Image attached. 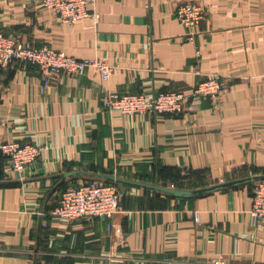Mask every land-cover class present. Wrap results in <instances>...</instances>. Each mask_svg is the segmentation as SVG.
I'll return each mask as SVG.
<instances>
[{"label":"crops","instance_id":"crops-1","mask_svg":"<svg viewBox=\"0 0 264 264\" xmlns=\"http://www.w3.org/2000/svg\"><path fill=\"white\" fill-rule=\"evenodd\" d=\"M186 1L96 0L98 22H73L0 0L19 43L114 65L108 80L87 67L45 88L38 66L0 65V145L42 147L22 172L0 155V264H264L249 215L264 175V0H194L208 13L192 40L176 16ZM214 73L218 100L189 97L182 115L104 107L114 92L190 93ZM98 180L122 185L111 227L51 214L63 189Z\"/></svg>","mask_w":264,"mask_h":264},{"label":"built area","instance_id":"built-area-1","mask_svg":"<svg viewBox=\"0 0 264 264\" xmlns=\"http://www.w3.org/2000/svg\"><path fill=\"white\" fill-rule=\"evenodd\" d=\"M96 0H39L61 19L73 22L92 18L100 20V15L89 8ZM208 8L199 1H186L176 9L179 21L190 29L189 38L195 34L194 28L206 18ZM13 62L34 64L39 67L43 86L49 87L54 81H60L64 76L81 72L87 67H95L104 79L108 80L114 70V65L105 59L97 57L78 58L57 50L49 44L34 46L22 44L0 26V65ZM225 83L217 73L210 74L198 81L192 92L178 90L151 93H110L105 99V109L118 111L125 115L137 113H152L154 115H182L185 103L189 97L204 96L217 101L224 91ZM0 151L9 161L11 170L22 172L27 166L36 161L42 153V147L36 143L9 140L0 145ZM122 188L115 182L86 181L65 188L58 204L51 214L57 218L77 219L80 217H100L111 220L119 210ZM252 224L256 228L264 227V179L256 181L252 192V205L249 208ZM195 219L199 221L198 213Z\"/></svg>","mask_w":264,"mask_h":264},{"label":"water","instance_id":"water-1","mask_svg":"<svg viewBox=\"0 0 264 264\" xmlns=\"http://www.w3.org/2000/svg\"><path fill=\"white\" fill-rule=\"evenodd\" d=\"M257 179H264V175L263 176H258ZM118 180V179H116ZM238 181H234V182H227V183H222V184H219L218 186H214L213 188L215 187H224V186H228V185H231V184H234V183H237ZM199 191H206L205 189H201V190H197L196 192H199Z\"/></svg>","mask_w":264,"mask_h":264},{"label":"rangeland","instance_id":"rangeland-1","mask_svg":"<svg viewBox=\"0 0 264 264\" xmlns=\"http://www.w3.org/2000/svg\"><path fill=\"white\" fill-rule=\"evenodd\" d=\"M114 182L117 184V186H119L120 188H122V185H120L121 183H119L117 181H114Z\"/></svg>","mask_w":264,"mask_h":264},{"label":"trees","instance_id":"trees-1","mask_svg":"<svg viewBox=\"0 0 264 264\" xmlns=\"http://www.w3.org/2000/svg\"><path fill=\"white\" fill-rule=\"evenodd\" d=\"M0 155L4 156V155L2 154V152H1V151H0ZM107 182H109V183H110L111 181H107ZM63 190H64V189H63Z\"/></svg>","mask_w":264,"mask_h":264}]
</instances>
